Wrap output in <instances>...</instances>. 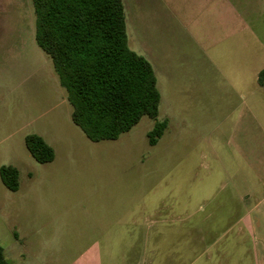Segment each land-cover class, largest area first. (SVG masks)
Listing matches in <instances>:
<instances>
[{
  "label": "rangeland",
  "instance_id": "obj_1",
  "mask_svg": "<svg viewBox=\"0 0 264 264\" xmlns=\"http://www.w3.org/2000/svg\"><path fill=\"white\" fill-rule=\"evenodd\" d=\"M122 1L128 46L156 76L158 115L94 142L72 122L35 42L32 0H0V168L18 170L16 190L0 179L5 259L73 264L95 248L99 264H167L168 228L182 227L194 252L193 230L178 218L210 215L235 220L216 227L236 232L234 247L253 263L251 251L264 250V0ZM164 119L150 145L147 132ZM27 134L53 149L51 161L33 158Z\"/></svg>",
  "mask_w": 264,
  "mask_h": 264
},
{
  "label": "trees",
  "instance_id": "obj_2",
  "mask_svg": "<svg viewBox=\"0 0 264 264\" xmlns=\"http://www.w3.org/2000/svg\"><path fill=\"white\" fill-rule=\"evenodd\" d=\"M34 39L50 57L59 84L71 105V120L94 142L115 140L142 116L156 118L160 92L150 62L129 48L122 0H32ZM264 87V68L257 74ZM167 120L155 121L147 132L157 142ZM39 163L54 157L53 149L37 134L24 137ZM0 179L18 188V170L0 168ZM0 264H9L0 246Z\"/></svg>",
  "mask_w": 264,
  "mask_h": 264
},
{
  "label": "crops",
  "instance_id": "obj_3",
  "mask_svg": "<svg viewBox=\"0 0 264 264\" xmlns=\"http://www.w3.org/2000/svg\"><path fill=\"white\" fill-rule=\"evenodd\" d=\"M246 196H248V194L244 195V198ZM178 219L181 223L185 222L190 224V228L193 230L192 233L194 235L193 237L195 240L196 251L191 252L193 251V249H188L187 244L183 243L184 239L188 240V234H185L183 237L182 227L175 228V230H178L179 233L175 231L174 234L170 230L174 229L168 228L169 230H167V264H173V262L182 259L183 264H264V250H260L259 252L256 248L253 249V251H251L253 263H249L246 260L247 255L245 248L237 250L234 247L235 241L238 240L236 237L238 236L237 233H229V228H224L222 232H219V227H216V224L218 223L231 224L234 223L235 220L230 221L228 219H215L210 218V215L207 217H203L201 220L195 222L191 221L192 219L188 217ZM242 219L244 221L242 223L248 226V228L245 226H243V228L245 230L249 229V235L253 236L254 234L251 219L248 220L245 218H240L239 221ZM188 220H190V222H188ZM170 222L172 221L167 218V223ZM240 230L237 232H240ZM221 238H226L229 242L226 241L224 244L221 245L220 248H213ZM230 239L234 240L231 244ZM170 240H179V243H177V246L173 248L172 242L168 243V241ZM199 243L200 247L199 249H197V245ZM187 256L191 258L189 259ZM73 264H99L98 250L95 248L88 249L81 256L79 261Z\"/></svg>",
  "mask_w": 264,
  "mask_h": 264
}]
</instances>
